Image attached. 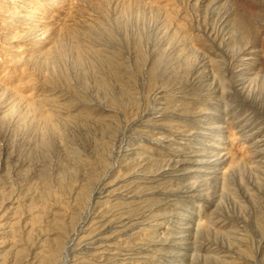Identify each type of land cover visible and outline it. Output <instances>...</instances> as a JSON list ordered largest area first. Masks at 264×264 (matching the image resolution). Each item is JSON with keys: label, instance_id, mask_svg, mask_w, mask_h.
<instances>
[{"label": "rangeland", "instance_id": "obj_1", "mask_svg": "<svg viewBox=\"0 0 264 264\" xmlns=\"http://www.w3.org/2000/svg\"><path fill=\"white\" fill-rule=\"evenodd\" d=\"M0 264H264V0H0Z\"/></svg>", "mask_w": 264, "mask_h": 264}]
</instances>
